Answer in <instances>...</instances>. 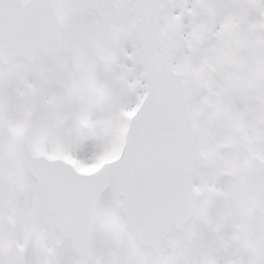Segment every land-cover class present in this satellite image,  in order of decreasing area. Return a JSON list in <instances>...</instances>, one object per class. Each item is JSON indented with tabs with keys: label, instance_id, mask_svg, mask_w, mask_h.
<instances>
[{
	"label": "snow or ice",
	"instance_id": "6c2138e0",
	"mask_svg": "<svg viewBox=\"0 0 264 264\" xmlns=\"http://www.w3.org/2000/svg\"><path fill=\"white\" fill-rule=\"evenodd\" d=\"M0 264H264V0H0Z\"/></svg>",
	"mask_w": 264,
	"mask_h": 264
}]
</instances>
